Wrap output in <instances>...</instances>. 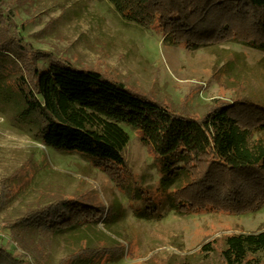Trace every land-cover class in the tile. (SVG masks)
<instances>
[{
  "label": "trees",
  "instance_id": "16d2710c",
  "mask_svg": "<svg viewBox=\"0 0 264 264\" xmlns=\"http://www.w3.org/2000/svg\"><path fill=\"white\" fill-rule=\"evenodd\" d=\"M123 20L158 28L170 46L232 41L264 52V0H107ZM0 111L28 120L46 148L77 154L105 172L132 216L252 213L264 207V107L214 101L201 117L176 110L101 70L36 49L0 0ZM125 128L139 134L155 171V194L130 177ZM116 216L86 196L56 197L4 222L0 264H48L50 237ZM205 246V245H204ZM206 248H209L206 246ZM122 245L79 246L58 264H104ZM222 264H264V231L225 237Z\"/></svg>",
  "mask_w": 264,
  "mask_h": 264
},
{
  "label": "rangeland",
  "instance_id": "374dc122",
  "mask_svg": "<svg viewBox=\"0 0 264 264\" xmlns=\"http://www.w3.org/2000/svg\"><path fill=\"white\" fill-rule=\"evenodd\" d=\"M19 34L33 47L68 58L79 68L101 70L176 110L201 117L214 101L248 99L264 107V52L224 41L197 49L170 46L156 27L123 20L107 0H1ZM1 106V105H0ZM0 111V235L5 221L56 197L86 196L115 218L82 230L51 236L48 264L79 246L124 247L104 264H222L226 236L264 231V207L252 213L179 215L138 219L109 176L77 155L46 148L36 127ZM124 157L130 177L155 194V171L137 132L125 128ZM205 245V246H204ZM208 246L209 248H206Z\"/></svg>",
  "mask_w": 264,
  "mask_h": 264
}]
</instances>
